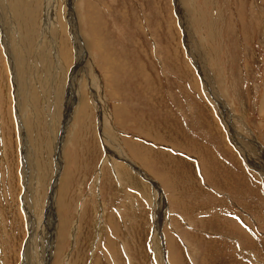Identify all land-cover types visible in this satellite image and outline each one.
<instances>
[{"label":"rangeland","instance_id":"1","mask_svg":"<svg viewBox=\"0 0 264 264\" xmlns=\"http://www.w3.org/2000/svg\"><path fill=\"white\" fill-rule=\"evenodd\" d=\"M0 10V264H264V0Z\"/></svg>","mask_w":264,"mask_h":264},{"label":"bare ground","instance_id":"2","mask_svg":"<svg viewBox=\"0 0 264 264\" xmlns=\"http://www.w3.org/2000/svg\"><path fill=\"white\" fill-rule=\"evenodd\" d=\"M4 2V1H3ZM2 8V7H1ZM1 11V10H0ZM207 17V16H206ZM214 20V19H213ZM53 21V20H52ZM187 26V25H186ZM185 26V27H186ZM212 27V26H211ZM183 28H184V26H183ZM184 29H186V28H184ZM211 31H212V28H211ZM18 44V43H17ZM32 48V47H31ZM203 49V48H202ZM26 66V65H25ZM25 71V70H24ZM27 73V72H26ZM71 103V102H70ZM231 129H232V126H231ZM250 144V143H249ZM250 146V148H253L254 146H252V145H249Z\"/></svg>","mask_w":264,"mask_h":264},{"label":"crops","instance_id":"3","mask_svg":"<svg viewBox=\"0 0 264 264\" xmlns=\"http://www.w3.org/2000/svg\"><path fill=\"white\" fill-rule=\"evenodd\" d=\"M264 76V75H263ZM176 199V198H175ZM201 223H204V221H200ZM197 221H195V225H197ZM202 230H206V229H202ZM218 236H216V235H214V236H212V238H217Z\"/></svg>","mask_w":264,"mask_h":264}]
</instances>
